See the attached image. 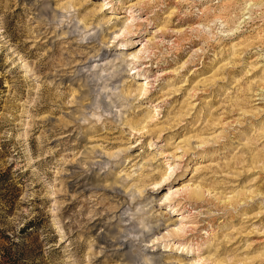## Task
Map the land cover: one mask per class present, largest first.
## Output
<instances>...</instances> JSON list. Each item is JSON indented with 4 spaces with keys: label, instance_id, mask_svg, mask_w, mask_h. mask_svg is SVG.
I'll return each mask as SVG.
<instances>
[{
    "label": "rangeland",
    "instance_id": "1",
    "mask_svg": "<svg viewBox=\"0 0 264 264\" xmlns=\"http://www.w3.org/2000/svg\"><path fill=\"white\" fill-rule=\"evenodd\" d=\"M0 264H264V0H0Z\"/></svg>",
    "mask_w": 264,
    "mask_h": 264
},
{
    "label": "bare ground",
    "instance_id": "2",
    "mask_svg": "<svg viewBox=\"0 0 264 264\" xmlns=\"http://www.w3.org/2000/svg\"><path fill=\"white\" fill-rule=\"evenodd\" d=\"M128 43V42H127Z\"/></svg>",
    "mask_w": 264,
    "mask_h": 264
}]
</instances>
